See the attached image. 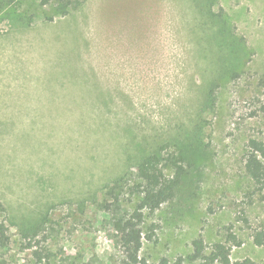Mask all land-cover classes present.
<instances>
[{
  "label": "rangeland",
  "instance_id": "obj_1",
  "mask_svg": "<svg viewBox=\"0 0 264 264\" xmlns=\"http://www.w3.org/2000/svg\"><path fill=\"white\" fill-rule=\"evenodd\" d=\"M72 2L59 15L15 0L27 24L0 16V264H47L35 249L48 264H122L111 221L134 209L135 166L155 152L181 157L184 173L144 213L154 234L140 259L198 264L194 239L210 248L234 233L230 260L264 264L252 241L264 191L243 171L248 139L264 142V0Z\"/></svg>",
  "mask_w": 264,
  "mask_h": 264
},
{
  "label": "trees",
  "instance_id": "obj_2",
  "mask_svg": "<svg viewBox=\"0 0 264 264\" xmlns=\"http://www.w3.org/2000/svg\"><path fill=\"white\" fill-rule=\"evenodd\" d=\"M15 0H0V16L11 20L13 23L24 24L29 22V17L25 22L24 17L11 13L14 8ZM41 5L52 4L54 10L59 15H66L72 8V0H40ZM172 168V173L167 174L165 169ZM243 171L253 187V193H262L264 191V142L249 138L244 146L243 153ZM184 173L183 159L176 155H168L163 158L159 153H153L142 158L135 166L133 173L136 181L131 186V194L137 196V202L130 214L125 217H115L111 224L114 231L120 234V243L124 251L122 264H143L139 252L142 247L143 239L152 240L153 229L143 232L142 223L145 212L153 213L161 204L169 201L174 196L176 188L179 186ZM125 175V174H124ZM122 178L114 181L111 187L110 195L113 201L118 202V197L114 193V188L118 187ZM109 212L108 206L104 207ZM4 204L0 199V250L4 249L9 243L8 228L5 225L1 215L4 213ZM35 228V229H34ZM26 232L24 239L27 248H33L38 235L37 227ZM252 241L256 246L264 245V228L255 231L252 235ZM34 242V243H33ZM242 241L233 233H228L223 243H214L207 248L200 237L192 241V252L187 259L198 264H255L250 258L231 261V247H240ZM41 250H33L32 255L37 262L42 260L49 263L48 253H42ZM179 257L174 264H181ZM157 264H168L166 258L159 260Z\"/></svg>",
  "mask_w": 264,
  "mask_h": 264
}]
</instances>
